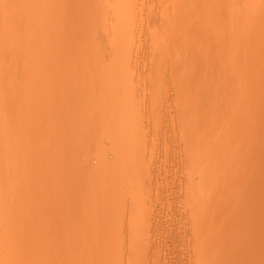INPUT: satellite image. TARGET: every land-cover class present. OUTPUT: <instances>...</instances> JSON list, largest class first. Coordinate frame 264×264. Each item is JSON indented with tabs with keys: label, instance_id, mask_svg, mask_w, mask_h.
<instances>
[{
	"label": "rangeland",
	"instance_id": "374dc122",
	"mask_svg": "<svg viewBox=\"0 0 264 264\" xmlns=\"http://www.w3.org/2000/svg\"><path fill=\"white\" fill-rule=\"evenodd\" d=\"M0 264H264V0H0Z\"/></svg>",
	"mask_w": 264,
	"mask_h": 264
},
{
	"label": "bare ground",
	"instance_id": "6f19581e",
	"mask_svg": "<svg viewBox=\"0 0 264 264\" xmlns=\"http://www.w3.org/2000/svg\"><path fill=\"white\" fill-rule=\"evenodd\" d=\"M122 107V106H121ZM112 111V110H111ZM70 231V230H69ZM74 231V230H73ZM73 236V235H72ZM84 240V239H83ZM80 241V240H79ZM80 244V243H79ZM79 249V248H78ZM81 249V248H80ZM71 250V249H70ZM77 251V250H76ZM69 255V254H68Z\"/></svg>",
	"mask_w": 264,
	"mask_h": 264
}]
</instances>
